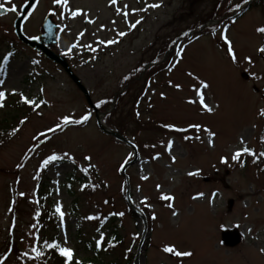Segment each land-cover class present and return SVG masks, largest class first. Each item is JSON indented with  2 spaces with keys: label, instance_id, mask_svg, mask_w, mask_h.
<instances>
[{
  "label": "rangeland",
  "instance_id": "374dc122",
  "mask_svg": "<svg viewBox=\"0 0 264 264\" xmlns=\"http://www.w3.org/2000/svg\"><path fill=\"white\" fill-rule=\"evenodd\" d=\"M26 1L14 0L16 13ZM117 8L129 13L127 19ZM76 9L81 14L71 18L69 10ZM50 12L57 33L50 48L65 56L99 112L108 111L103 124L122 133L134 149L102 133L85 96L64 70L16 37V13L0 15V80L5 81L0 90L6 93L0 118L12 111L7 95H14L13 89L20 99L23 93L47 102L39 109L26 104L4 129L8 133L0 131V260L43 264L32 249L42 250L40 235L56 229L61 246L74 250L73 262L123 264L133 255L132 264L136 256L138 264H264V157L231 159L243 147L241 138L257 155L264 151V116L259 114L264 109V55L257 51L264 34L256 31L264 27V0H117L115 5L69 0V9L38 0L23 33L38 37ZM136 20L141 23L130 28ZM196 23L186 34V27ZM225 29L237 63L222 39ZM120 31L127 34L121 37ZM108 40L117 43H99ZM200 81L210 85L202 91L212 113L187 102L197 98L194 86L199 88ZM84 115L87 121L56 128L64 116L80 120ZM194 124L202 126L199 132L189 127ZM205 128L216 135L209 137ZM53 154L60 159L44 166ZM161 194L175 199L161 200ZM57 204L65 213L63 221ZM120 212L123 217L113 215ZM113 227L121 244L108 241L97 248L100 234L109 237ZM165 246L193 256L176 257L165 253Z\"/></svg>",
  "mask_w": 264,
  "mask_h": 264
},
{
  "label": "snow or ice",
  "instance_id": "6c2138e0",
  "mask_svg": "<svg viewBox=\"0 0 264 264\" xmlns=\"http://www.w3.org/2000/svg\"><path fill=\"white\" fill-rule=\"evenodd\" d=\"M248 0H245V3H247ZM53 3L54 5H62L65 9H69V0H53ZM110 4L112 5H115L117 4V0H110ZM161 5L160 4H150L148 5V7H151V8H158L160 7ZM18 5L14 3V0H2V2H0V9H3L7 12H10V13H16L18 11ZM125 8H127L128 6L125 5L124 6ZM238 7V6H237ZM147 9H133L132 11L135 12V11H146ZM117 13L118 14H122L125 19H127L129 13L127 11H123L120 9V8H117L116 9ZM81 14V10L80 9H76V10H69V15L71 18H76L78 15ZM61 16L63 17V13H61ZM115 23V22H113ZM141 23V20H136L135 23H132L130 24V28L134 29L136 28V26ZM256 31L258 33H261V34H264V27H258L256 29ZM225 34L222 35V39L224 40L225 44L227 45V52L229 54V57L231 59V61L233 63H237L238 62V56H237V53L236 51L234 50L233 48V44H232V41L228 38L226 32H227V29L224 30ZM119 36L123 37L125 36L127 33L126 32H123V31H120L117 33ZM80 35H83V33H81ZM99 43L101 44H104V43H107V44H114V43H117L116 40H108V41H100ZM75 46V45H73ZM85 47H88L89 49H91L92 51H95L94 48H92L91 45H85ZM257 51L261 54V55H264V45H261ZM177 55H179V53H177ZM12 56V53L9 52L7 56H5L3 59L5 62H7L8 60V57ZM247 63L249 64H252L253 63V60H252V57L251 56H247L245 57ZM33 63H38V61H33ZM0 71H4L3 67H0ZM189 75L191 76L192 74L189 73ZM5 83V81L3 80H0V86H3V84ZM175 87L177 88H180L181 86L180 85H175ZM210 87V85L205 82V81H200V85H199V88H196L194 86V90L196 92V99H190L188 100L187 102L189 104H195V103H199L200 105L203 106V108L208 112V113H212L213 112V107L209 106L208 103H206V93L202 90H207L208 88ZM41 92H43V89H40ZM12 94H16V90L13 89L12 90ZM5 96H6V93L5 91H2L0 90V108H3L5 105L3 103L4 99H5ZM20 96H21V99L22 101L25 103V104H28V105H31V106H34V108L36 109H39L41 107L42 104H46L47 102L46 101H43V100H40V101H37L35 99H30L28 98L27 96H25L23 93H20ZM99 106V105H97ZM261 116H264V109H261L260 110V113H259ZM88 115H84L80 120H73L71 119L69 116H64L62 117V124L58 123L56 125V128H62L63 126H66L70 123H75V124H80L84 121H87L88 120ZM26 119L25 118L24 120H21L20 123L21 124H24L26 122ZM166 127H169V128H175L174 125H167ZM189 127L191 128H195L197 132H199L201 130V125L199 124H194V125H190ZM20 129L19 128H16V129H13V133L15 132H18ZM56 129L55 128H49L48 131L49 132H52V131H55ZM176 131H183V132H186L187 129H182V128H175ZM205 132L208 133L209 137H214L216 135L215 132H212L210 129H207L205 128L204 129ZM46 133L44 132H41L39 133V136L43 137L45 136ZM186 140H189V139H192V137H189V136H185L184 137ZM34 139H36V137H34ZM195 139L199 140L200 139V136L197 135L195 137ZM209 143L212 144L213 141L210 139L209 140ZM241 144L243 145V147L241 149H238L236 150L231 159L232 161H236V162H239L241 160V157L243 154H249V155H252L255 159L253 162H256V160H258L260 157H264V151H261L258 155L255 153V151L249 147H247V145L245 144L243 138H241ZM173 147V141H169L168 144H167V149L169 151H171ZM31 151V149H30ZM154 158H158L157 157H154ZM60 157H58L57 155L53 154V155H49L46 159H44L43 161V165L44 166H48L50 163L54 162V161H57L59 160ZM85 159H88L90 160L91 157H86ZM173 161L175 160V157H172ZM74 162V161H73ZM221 162L224 163V164H227L228 163V158L227 157H222L221 158ZM243 166V165H241ZM85 171H87V169H84ZM199 172H189L188 175L189 176H196L198 175ZM143 179H148L147 176L145 177H142ZM161 186L160 185H157V188L159 189ZM21 195H24V193H21ZM204 195V193H199L198 194V197H202ZM213 198L216 196V193H213ZM198 197H193V199H196ZM147 198H145L146 200ZM160 199L161 200H164V201H173L175 198L174 196L172 195H169V194H161L160 196ZM38 203V201H37ZM172 204L169 203L168 207L169 208H172ZM150 207V205H149ZM56 213L59 214V218L61 221H63L64 219V215L65 213L61 210V207L59 206V204H57L56 206V209H55ZM173 215H176V213L173 211L172 213ZM113 215H119L121 217L124 216V213L123 212H120V213H113ZM87 219L89 220H96L98 219V217H95V216H89L87 217ZM152 219L155 220L156 219V216L155 214L152 215ZM237 227H239V225H236ZM33 227H35V225H33ZM221 227H225L224 225H221ZM248 232H251L252 229L251 228H248L247 229ZM102 243H104V234L101 233L100 234V239H97L96 240V247L97 248H100ZM44 244L49 248V249H54V250H57L59 252V254L65 258V264H73V260H74V250L70 247H67V246H61L60 243L58 242H52V243H49L48 241H44ZM65 244H66V240H65ZM33 252L36 253V258H39L41 256L44 255V253L39 249V248H36L34 247L33 249ZM131 249H129L130 251ZM163 251L165 253H170V254H174L176 257H191L193 256V253L191 251H180V250H177L175 246H165L163 248ZM260 251L262 253H264V248H261ZM0 264H4V261L3 260H0ZM75 264H82L81 261L79 260H75Z\"/></svg>",
  "mask_w": 264,
  "mask_h": 264
},
{
  "label": "water",
  "instance_id": "95a60500",
  "mask_svg": "<svg viewBox=\"0 0 264 264\" xmlns=\"http://www.w3.org/2000/svg\"><path fill=\"white\" fill-rule=\"evenodd\" d=\"M37 1L38 0H27L22 5L20 13L16 14V18L13 22L15 35L22 43L38 51H41L46 58L53 61L54 63L59 64L63 68V70L66 72L69 78L74 82V84L78 87V89L83 93L87 101V104L94 110L95 118L97 121V126L102 133L112 136L113 138L128 144L130 147L134 149L133 145L129 141H127V139H125V137L120 132L110 129L109 127L103 124L102 117L105 115V112L100 113L98 109L94 106L87 89L82 84L80 78L71 69L66 59L64 57L59 56L58 54H56L55 52H53L51 49L48 48V45L53 43L54 38H55V24L52 22L50 18L51 13H49L43 21V24H42L43 33L39 35L40 40H38L37 38H28L27 36L23 34L22 23L24 22L25 18L31 13V11L34 9ZM3 13H5V10L0 9V15ZM136 160H137V154L135 152V158L131 162L134 163ZM129 164L130 163H128L127 165L123 167L122 172L125 170V168ZM129 204L133 210H136L135 207L130 202ZM226 234L232 235L233 232H227L225 233V235ZM134 264H138L137 256H136Z\"/></svg>",
  "mask_w": 264,
  "mask_h": 264
},
{
  "label": "trees",
  "instance_id": "16d2710c",
  "mask_svg": "<svg viewBox=\"0 0 264 264\" xmlns=\"http://www.w3.org/2000/svg\"><path fill=\"white\" fill-rule=\"evenodd\" d=\"M202 22H198V24L199 25L204 24L206 21L203 20ZM194 25H197V23L193 24V27H186L185 33L187 34V32H191V31L193 32L194 28L198 26V25L197 26H194ZM188 28H190V29H188ZM153 63L156 64L155 60H153ZM129 84L132 85L133 83L131 82ZM121 94H118L116 96V100L121 99ZM7 98L10 99L9 105H11L12 111L7 113L6 116L0 118V131L2 130V133H5V134H7L8 132H5L4 129H6L9 125H12V123L14 122L16 117L18 116L19 111H21V108L27 107L26 104L22 101V99H20V97L18 95L8 94ZM113 127H115L116 129L120 128L119 125H115ZM262 161H264V159ZM262 169L264 170V163L262 164ZM131 213L133 214L132 211H131ZM39 240H40V244H42V250L41 251L44 253V255L39 257V258H41V261L43 264H65V258L62 257L57 250L49 249L44 244L45 240L48 241L49 243L58 242L61 244L59 237L57 235L56 229H55V231H49V233L44 232L42 235H40ZM108 241L109 242L113 241L112 243H114V244H117V243L121 244L122 239H121V237H119V234H118V231L116 230V227H113V232H111V235L109 237L104 236V242L107 243ZM10 242H11V244H10L11 245V251L15 252L16 251L15 250V244L12 240H10ZM105 243H103V244H105ZM96 251L98 252L99 250L96 249ZM17 254H19V252ZM95 254H97V253L95 252ZM132 258H133V255H128L127 261H125L123 264H132V261H133ZM73 264H75V262H73ZM82 264H119V263H116L114 261L113 262L108 261L106 263H103V262H98L95 260H85V262H82Z\"/></svg>",
  "mask_w": 264,
  "mask_h": 264
}]
</instances>
